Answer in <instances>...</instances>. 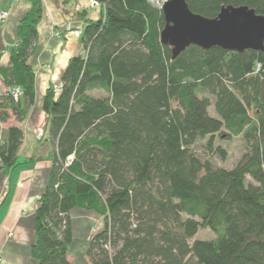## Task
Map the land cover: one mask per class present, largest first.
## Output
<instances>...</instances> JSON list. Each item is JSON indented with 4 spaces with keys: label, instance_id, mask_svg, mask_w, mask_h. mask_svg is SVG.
<instances>
[{
    "label": "trees",
    "instance_id": "obj_1",
    "mask_svg": "<svg viewBox=\"0 0 264 264\" xmlns=\"http://www.w3.org/2000/svg\"><path fill=\"white\" fill-rule=\"evenodd\" d=\"M100 1V16L80 36L83 52L70 59L62 88L44 97L52 168L31 256L37 264H73L71 213L80 207L105 218L86 246L88 264H264V50L191 45L173 58L161 41V7ZM187 1L210 18L227 5L264 14V0ZM32 2L12 64L0 67L24 98L15 101L10 90L0 97L4 122L24 121L35 101L29 59L42 6ZM96 88L105 93L92 94ZM218 134L245 140L231 168L214 160L227 155L215 145ZM23 139L22 127L11 124L0 172L22 163ZM202 228L214 237H196Z\"/></svg>",
    "mask_w": 264,
    "mask_h": 264
},
{
    "label": "crops",
    "instance_id": "obj_2",
    "mask_svg": "<svg viewBox=\"0 0 264 264\" xmlns=\"http://www.w3.org/2000/svg\"><path fill=\"white\" fill-rule=\"evenodd\" d=\"M40 1L42 14L37 23L38 38L29 59L35 72V101L29 106L24 121L16 122L14 116L6 122L0 120V142L8 138L11 124L20 125L24 131L18 152L22 163L0 172V264H37L31 256L36 209L48 184L52 168L49 156L53 149L48 139V114L43 109V101L47 90L61 83L70 59L83 52L80 36L64 31L58 35L56 31L66 23L83 29L89 20L100 16V10L90 9L87 0ZM32 8V0H0V11L9 12L8 18L0 21V67L11 66V49L19 40V25ZM10 88L0 76L2 95ZM71 214L77 215V222L73 221L70 259L73 264H88L85 251L76 257L75 247L79 241L88 242L101 215L80 207L74 208Z\"/></svg>",
    "mask_w": 264,
    "mask_h": 264
},
{
    "label": "water",
    "instance_id": "obj_3",
    "mask_svg": "<svg viewBox=\"0 0 264 264\" xmlns=\"http://www.w3.org/2000/svg\"><path fill=\"white\" fill-rule=\"evenodd\" d=\"M162 9L161 41L171 47L173 58L191 45L264 50V14L247 5L223 6L214 18L193 12L187 0H166Z\"/></svg>",
    "mask_w": 264,
    "mask_h": 264
},
{
    "label": "rangeland",
    "instance_id": "obj_4",
    "mask_svg": "<svg viewBox=\"0 0 264 264\" xmlns=\"http://www.w3.org/2000/svg\"><path fill=\"white\" fill-rule=\"evenodd\" d=\"M161 2H162V0H161ZM91 93L94 95H99V94H104L105 91H103V89L96 88V89L92 90ZM209 111H210L211 115L217 116V112H216L215 107H214V101H213L212 106H210ZM206 140H203L201 143L202 144L206 143ZM215 145H220L221 147L226 149V151H227L226 158H222L221 156L217 155V156H215L214 160L216 163H218L224 167H227V168L233 167L240 160V158L242 157V155L245 151V140L243 138V135H233L232 137L228 138L225 135L218 134L215 138ZM72 220L77 222V215H73ZM97 223L98 224L96 225V228H95L96 230H94V233L88 238V242H89L90 238H92V236L96 234V232H98L99 230H101L104 227V223H105L104 216H100ZM196 237H198V238H212V237H214V233L209 228H202L198 232ZM76 238H79V237H76ZM78 241H79V239H78ZM88 242L81 243V241H79L77 243V245L75 247L76 249L74 252L77 255L76 257H78V255H82L83 251H85V246H87ZM78 251H80L81 253L78 254ZM78 262L80 263V260Z\"/></svg>",
    "mask_w": 264,
    "mask_h": 264
},
{
    "label": "built area",
    "instance_id": "obj_5",
    "mask_svg": "<svg viewBox=\"0 0 264 264\" xmlns=\"http://www.w3.org/2000/svg\"><path fill=\"white\" fill-rule=\"evenodd\" d=\"M12 2H19L21 0H11ZM88 1V7L92 10H100L101 7L103 6L102 2L100 0H87ZM166 0H151V2L157 6V7H161L163 6L164 2ZM9 16V12L7 10H2L0 11V21H4L5 19H7ZM71 32L75 35L81 36L83 33V29L81 28H75L71 23H66L61 29L58 28L56 33L58 35H61L62 32ZM17 44V43H16ZM15 44V45H16ZM54 88L59 90L62 88V83H58L56 85H54ZM11 95L13 97V99L15 101H18L23 94V91L21 89V87L19 86H12L10 89ZM2 96V91L0 89V97Z\"/></svg>",
    "mask_w": 264,
    "mask_h": 264
}]
</instances>
